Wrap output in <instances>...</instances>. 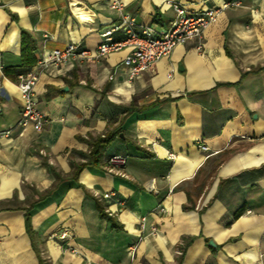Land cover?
I'll return each instance as SVG.
<instances>
[{"label": "crops", "instance_id": "1", "mask_svg": "<svg viewBox=\"0 0 264 264\" xmlns=\"http://www.w3.org/2000/svg\"><path fill=\"white\" fill-rule=\"evenodd\" d=\"M167 1L0 0V264H264V0L222 8L130 81L124 47L48 65L34 87L48 120L19 123L23 58L95 50L124 13L139 34L158 30L174 17ZM106 133L100 165L75 174ZM113 154L127 160L109 171Z\"/></svg>", "mask_w": 264, "mask_h": 264}, {"label": "built area", "instance_id": "2", "mask_svg": "<svg viewBox=\"0 0 264 264\" xmlns=\"http://www.w3.org/2000/svg\"><path fill=\"white\" fill-rule=\"evenodd\" d=\"M167 3L174 10V17L169 20L166 26L158 30L146 26L139 34L133 28V19L124 13L119 24L112 25L100 33L102 41L95 50L79 49L76 44L68 43L62 48H53L43 54L29 69L17 74L14 83L19 90L21 107L19 123L23 126L33 123L35 128L40 130L47 122L46 114L37 106L34 87L40 72L48 65H61L73 56L97 58L124 47L128 49V52L122 59V64L125 67L127 79L130 81L170 53L176 45L183 44L193 38H200L202 30L216 20L222 8L240 4L239 0H233L223 3L221 6H210L199 11L189 12L180 0H168ZM109 6L119 11L123 9L121 0H109ZM117 29H122L125 32V37L123 40L115 42L112 41L111 34ZM197 48H201L200 43ZM109 77L111 78V76ZM201 147L204 148L203 145ZM170 155L173 156V154ZM126 160L127 156L124 154L110 155L106 159V169L109 171L119 169L126 163ZM112 194L110 191L104 195L108 197ZM159 210L164 211V207L160 206ZM151 229L155 233L156 227L152 226ZM60 237H64V234L62 233Z\"/></svg>", "mask_w": 264, "mask_h": 264}, {"label": "trees", "instance_id": "3", "mask_svg": "<svg viewBox=\"0 0 264 264\" xmlns=\"http://www.w3.org/2000/svg\"><path fill=\"white\" fill-rule=\"evenodd\" d=\"M21 36H22V44H21V55H24L25 51L27 49H29V43L28 40L26 39V31L22 30L21 31ZM34 59H30L28 58L26 60V58H23V62H25V65L27 64H34L35 61ZM24 64V63H23ZM5 73H8V68H4ZM21 73V72H19ZM18 73V74H19ZM112 138V134L110 133H106L103 136H97L94 139H92V141L90 142V152H89V159L87 162L81 163L79 164L76 169H75V174L77 173L78 170H80L85 164H92L95 166H99L100 165V153H101V149L105 146L106 143H108ZM102 166V165H101ZM51 169L54 172V169L51 167ZM55 175L58 177V174L56 172H54ZM242 213V208H238L234 214V216H238ZM112 225H114V222H112ZM25 226L27 229V232H29V234L32 236V232L30 230V222H29V214L28 212L25 213ZM39 260H41L39 258ZM42 262V260H41Z\"/></svg>", "mask_w": 264, "mask_h": 264}, {"label": "water", "instance_id": "4", "mask_svg": "<svg viewBox=\"0 0 264 264\" xmlns=\"http://www.w3.org/2000/svg\"><path fill=\"white\" fill-rule=\"evenodd\" d=\"M63 90H67V86H65V87L63 88ZM209 244L213 245L212 240H209Z\"/></svg>", "mask_w": 264, "mask_h": 264}]
</instances>
